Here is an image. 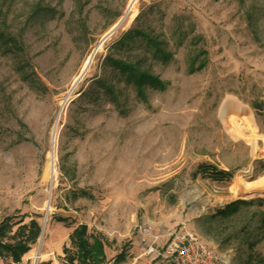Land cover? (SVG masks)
Wrapping results in <instances>:
<instances>
[{
    "label": "rangeland",
    "instance_id": "1",
    "mask_svg": "<svg viewBox=\"0 0 264 264\" xmlns=\"http://www.w3.org/2000/svg\"><path fill=\"white\" fill-rule=\"evenodd\" d=\"M131 1L0 0V222L13 217L15 232L47 221L61 264L79 225L104 244L103 264H119L122 251L121 264H160L137 259L136 227L145 222L164 233L185 225L232 264H264V232L255 235L264 206L216 216L232 202L264 200V191L232 192L236 178L263 176V140L255 149L232 140L219 117L233 96L264 135V0H137L133 18ZM133 28L162 41L170 61L154 58L141 39L122 47ZM139 57L164 90L146 87L141 96L112 64ZM81 191L89 197L75 198ZM59 217L66 224L57 228Z\"/></svg>",
    "mask_w": 264,
    "mask_h": 264
},
{
    "label": "trees",
    "instance_id": "2",
    "mask_svg": "<svg viewBox=\"0 0 264 264\" xmlns=\"http://www.w3.org/2000/svg\"><path fill=\"white\" fill-rule=\"evenodd\" d=\"M140 16L137 18V21ZM136 39H141L145 42L146 51L151 52L154 58L161 60L164 64H167L172 58V53H169L162 41L158 40L155 36H152L142 28H133L126 34L125 39L120 41V45H128L131 43V47L135 44ZM141 44V43H140ZM147 57H139L135 63L127 61H113V65L120 72L122 76L126 78L129 84L136 87L138 94L143 96L144 89L150 87L154 90H164L166 84L162 82L158 77L149 73V69L142 68V65L146 64ZM194 64L192 65L193 68ZM190 70L192 73L194 69ZM107 89V90H106ZM105 90L111 94L112 90L106 88ZM226 173H221L224 176ZM78 197H89V195L83 191L75 195ZM264 200L255 199L251 201L238 200L230 203L224 209L219 211L216 216H221V219H227L236 216L240 213L242 208L250 207H263ZM263 220L259 221L255 228V235L259 236L264 232V214H260ZM217 218V217H214ZM59 222H66V219L59 218ZM13 217H7L0 223V256L7 255L12 259L14 263L22 261L23 257L31 251V247L35 245L41 235V226L37 220L33 219L28 225H21L13 232ZM90 235L87 225L78 226L72 233L70 240L72 246L76 249V252L68 256L70 264H103L106 260L104 244L101 240L93 238V242L90 241ZM6 240V241H4ZM251 250L254 248V244L250 245ZM126 253L121 252L116 257V262L120 263L125 261Z\"/></svg>",
    "mask_w": 264,
    "mask_h": 264
},
{
    "label": "bare ground",
    "instance_id": "3",
    "mask_svg": "<svg viewBox=\"0 0 264 264\" xmlns=\"http://www.w3.org/2000/svg\"><path fill=\"white\" fill-rule=\"evenodd\" d=\"M137 0H132L129 6V12L131 13V18L136 14ZM103 41L98 44L95 49L94 56L102 49ZM91 56L84 64V69H86L94 56ZM62 110L67 105V102H62ZM219 117L227 135L234 141L240 142L244 141L248 145H251L253 149L256 148L257 142L263 140L264 135L258 132L257 126L255 124V119L253 114L250 112L249 108L237 98L233 96H228L220 107ZM60 115L57 117L56 123L52 130L51 148L47 154V164L44 169V176L48 178L49 181H53L57 175V134L59 129ZM244 188L249 190L252 194L257 195L264 191V174L254 183H248L243 177H238L235 179L232 186V192L236 196H241V189ZM49 208V207H48ZM47 208V209H48ZM47 230V221L43 225V237L40 241L41 244L44 242V235ZM41 253L34 255L35 259L40 258ZM43 257V256H42Z\"/></svg>",
    "mask_w": 264,
    "mask_h": 264
},
{
    "label": "built area",
    "instance_id": "4",
    "mask_svg": "<svg viewBox=\"0 0 264 264\" xmlns=\"http://www.w3.org/2000/svg\"><path fill=\"white\" fill-rule=\"evenodd\" d=\"M140 258L151 257L160 264H232L228 254L211 248L185 225L178 230L164 233L153 223L145 222L136 227Z\"/></svg>",
    "mask_w": 264,
    "mask_h": 264
},
{
    "label": "crops",
    "instance_id": "5",
    "mask_svg": "<svg viewBox=\"0 0 264 264\" xmlns=\"http://www.w3.org/2000/svg\"><path fill=\"white\" fill-rule=\"evenodd\" d=\"M59 218H64V217H59ZM58 219L56 220V222H57L56 227L57 228H59V226L62 225V224H66V222H59ZM64 219H66V218H64ZM77 227H75L72 230V232H70L69 235H68V242H70V246H72L70 237H71L72 233L74 232V230ZM41 231H42V227H41ZM46 233H47V237H46V239L44 238V242L43 243H45V245H44V248H43V252H37L36 253V254L41 253V255L43 257L41 256L38 259H35L36 257H33V254H32V247L34 246L33 245L31 247V251L23 257L21 262L14 263L10 257H8L7 255H4V256H0V264H61L60 261L56 257L57 254L55 255L53 252H51L52 251V245L57 241V240H55V233H56L55 227L52 226L51 228H49L48 231L46 230ZM46 233H45L44 237L46 236ZM51 233L53 234L52 238H51V235H50ZM42 237H43V234H42V236L40 235V238L38 240L39 242L41 241ZM45 240H46V242H45ZM0 241H1V238H0ZM4 241H6V240H4ZM68 246L69 245H67V243H66V244H64L63 249H62V253L64 254L65 258H67L66 261H65L66 262L65 264H70L69 261H68V256H70V255H72V254H74L76 252V249L72 246V249L74 250V253H70L69 249H68L69 248ZM36 254H34V255H36ZM57 256L59 257L61 255H57ZM115 261H116V259H115ZM121 263H125V261L120 262L119 264H121Z\"/></svg>",
    "mask_w": 264,
    "mask_h": 264
},
{
    "label": "water",
    "instance_id": "6",
    "mask_svg": "<svg viewBox=\"0 0 264 264\" xmlns=\"http://www.w3.org/2000/svg\"><path fill=\"white\" fill-rule=\"evenodd\" d=\"M113 32H111L106 38H105V40L112 34ZM85 73H83L82 75H81V77L79 78V80L83 77V75H84ZM78 80V81H79ZM77 81V82H78ZM42 234H43V228H42V231H41V236H42Z\"/></svg>",
    "mask_w": 264,
    "mask_h": 264
}]
</instances>
